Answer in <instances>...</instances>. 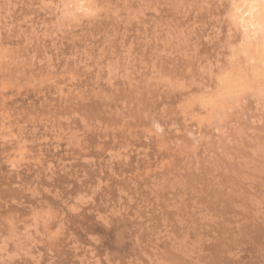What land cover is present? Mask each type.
<instances>
[{
    "label": "rangeland",
    "instance_id": "obj_1",
    "mask_svg": "<svg viewBox=\"0 0 264 264\" xmlns=\"http://www.w3.org/2000/svg\"><path fill=\"white\" fill-rule=\"evenodd\" d=\"M230 5L0 0V264H264V46Z\"/></svg>",
    "mask_w": 264,
    "mask_h": 264
},
{
    "label": "bare ground",
    "instance_id": "obj_2",
    "mask_svg": "<svg viewBox=\"0 0 264 264\" xmlns=\"http://www.w3.org/2000/svg\"><path fill=\"white\" fill-rule=\"evenodd\" d=\"M253 3L254 0H231L229 21L235 27L241 29V41L243 44L247 41L249 42V40L251 41V39H255L261 46H264V33L261 32L264 8L260 7V0H255V8L253 7ZM245 29H247V33Z\"/></svg>",
    "mask_w": 264,
    "mask_h": 264
},
{
    "label": "snow or ice",
    "instance_id": "obj_3",
    "mask_svg": "<svg viewBox=\"0 0 264 264\" xmlns=\"http://www.w3.org/2000/svg\"><path fill=\"white\" fill-rule=\"evenodd\" d=\"M255 0L253 3V7L255 8ZM260 7L264 8V0H260ZM245 32L247 33V29H245ZM261 32L264 33V23L261 24Z\"/></svg>",
    "mask_w": 264,
    "mask_h": 264
}]
</instances>
